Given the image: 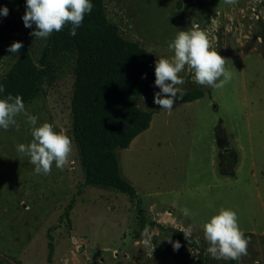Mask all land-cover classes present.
Segmentation results:
<instances>
[{"label":"rangeland","instance_id":"obj_1","mask_svg":"<svg viewBox=\"0 0 264 264\" xmlns=\"http://www.w3.org/2000/svg\"><path fill=\"white\" fill-rule=\"evenodd\" d=\"M9 1L15 19L0 36V83L19 58L7 51L13 42L24 43L40 66L53 34L30 35L35 25L26 28L20 3ZM103 2L119 35L156 59L174 55L167 45L177 32L203 30L211 48L226 58L232 79L214 90L195 83L186 66L182 94L199 91L204 97L176 100L170 113L154 103L160 89L140 99L141 109L152 113L151 126L130 148L117 151L120 173L137 192L131 197L86 183L71 113L76 53L52 51L51 77L25 105L38 125L51 123L71 138L70 162L37 175L16 151L32 139L24 118H17L19 130L0 129V264H264V0ZM185 207L192 215L182 214ZM221 208L238 214L250 239L239 260H215L207 252L203 225ZM146 225L152 252L140 237ZM169 238L180 242L178 251Z\"/></svg>","mask_w":264,"mask_h":264},{"label":"trees","instance_id":"obj_2","mask_svg":"<svg viewBox=\"0 0 264 264\" xmlns=\"http://www.w3.org/2000/svg\"><path fill=\"white\" fill-rule=\"evenodd\" d=\"M23 14L26 0H18ZM77 34H69L71 25L53 32L44 57L37 66L24 43L19 58L0 83L5 88L0 98L20 95L26 104L41 94L51 77L52 51L75 52L77 57L71 113L75 137L82 149L87 184L115 188L131 197L134 185L122 177L118 150L130 148L146 132L152 113L141 109L140 99L157 88L153 55L136 43L123 39L115 24L106 16L103 0H91ZM9 14L0 15V36L12 27L14 13L9 0H0ZM204 97L194 91L178 99L191 103ZM51 248V247H50Z\"/></svg>","mask_w":264,"mask_h":264},{"label":"clouds","instance_id":"obj_3","mask_svg":"<svg viewBox=\"0 0 264 264\" xmlns=\"http://www.w3.org/2000/svg\"><path fill=\"white\" fill-rule=\"evenodd\" d=\"M239 0H224L226 5H235ZM94 5L91 0H26V10L22 16L26 28L35 25L30 33L36 39H47L54 31L60 32L66 25H71L69 34L75 36L77 28L82 26L84 17L89 14ZM9 9L0 8V15L7 16ZM168 49L174 53L171 58L159 57L155 61V86L160 91L154 94V103L161 110L171 112L176 100L182 99V89L186 83L180 75L187 66L193 73L194 81L200 86L222 89L230 83L232 73L226 70V58L216 49L211 48L206 33L193 27L189 31L177 32L175 38L168 42ZM23 47L22 42H13L7 49L10 53H18ZM5 88L0 85V93ZM18 117H23L29 125L31 141L16 146L18 154L29 158L37 175L50 174L53 164L63 170L70 162L72 140L63 131L57 132L51 123L38 125L39 117L32 114L20 95H6L0 98V129L8 131L11 127L20 128ZM185 217L192 215L188 208L181 209ZM192 232L191 226L183 233L186 239ZM204 240L207 242V252L215 260H239L248 254L250 239L245 236L238 224V214L221 208L218 214L212 216L203 225ZM145 249L154 247L151 242L150 226L146 225L140 233ZM169 242L174 251L181 247L179 241ZM199 244L200 241L197 240Z\"/></svg>","mask_w":264,"mask_h":264},{"label":"crops","instance_id":"obj_4","mask_svg":"<svg viewBox=\"0 0 264 264\" xmlns=\"http://www.w3.org/2000/svg\"><path fill=\"white\" fill-rule=\"evenodd\" d=\"M137 138H138V137H137ZM137 138H136V139H137ZM136 139L132 142V144H133L135 141H137ZM132 144H131V145H132ZM158 221L161 222V220H158ZM161 223H162V222H161ZM184 230H185V229H184Z\"/></svg>","mask_w":264,"mask_h":264},{"label":"water","instance_id":"obj_5","mask_svg":"<svg viewBox=\"0 0 264 264\" xmlns=\"http://www.w3.org/2000/svg\"><path fill=\"white\" fill-rule=\"evenodd\" d=\"M157 89H159V88L157 87Z\"/></svg>","mask_w":264,"mask_h":264}]
</instances>
